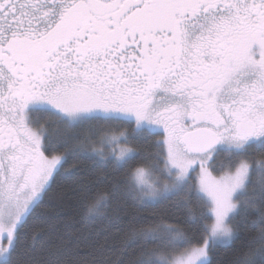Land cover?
<instances>
[{
	"label": "snow or ice",
	"instance_id": "snow-or-ice-1",
	"mask_svg": "<svg viewBox=\"0 0 264 264\" xmlns=\"http://www.w3.org/2000/svg\"><path fill=\"white\" fill-rule=\"evenodd\" d=\"M0 264H264V0H0Z\"/></svg>",
	"mask_w": 264,
	"mask_h": 264
},
{
	"label": "trees",
	"instance_id": "trees-1",
	"mask_svg": "<svg viewBox=\"0 0 264 264\" xmlns=\"http://www.w3.org/2000/svg\"><path fill=\"white\" fill-rule=\"evenodd\" d=\"M48 211L51 214L58 213L60 215V221H56V223L60 224L57 232L63 233L64 226L67 225L68 230L74 233L77 240H82L88 236V233L84 232L82 229L80 218L76 213V202L71 194H67L62 199L55 201L48 208ZM105 227L106 226L103 224H97L93 229V239L99 236V238L102 240L103 236L100 234ZM117 231L118 229H112L113 234H115ZM53 239H55V237H53ZM113 242L118 243V241L115 240L114 235Z\"/></svg>",
	"mask_w": 264,
	"mask_h": 264
}]
</instances>
